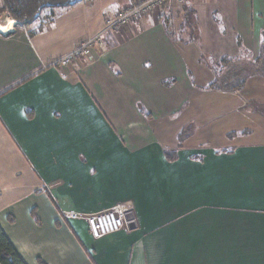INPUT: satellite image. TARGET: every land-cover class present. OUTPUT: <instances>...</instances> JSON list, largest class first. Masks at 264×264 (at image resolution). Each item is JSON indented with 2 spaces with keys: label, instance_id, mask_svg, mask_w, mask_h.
<instances>
[{
  "label": "crops",
  "instance_id": "crops-1",
  "mask_svg": "<svg viewBox=\"0 0 264 264\" xmlns=\"http://www.w3.org/2000/svg\"><path fill=\"white\" fill-rule=\"evenodd\" d=\"M135 1L21 24L0 0V225L26 264H264V133L233 112L250 75L209 88L218 66L254 68L264 0H186L106 29ZM98 34L90 55L47 65ZM117 204L132 220L102 238L63 216Z\"/></svg>",
  "mask_w": 264,
  "mask_h": 264
},
{
  "label": "built area",
  "instance_id": "built-area-1",
  "mask_svg": "<svg viewBox=\"0 0 264 264\" xmlns=\"http://www.w3.org/2000/svg\"><path fill=\"white\" fill-rule=\"evenodd\" d=\"M186 0H136L134 3L124 6L116 16L106 19V29H116L132 23L149 12L158 11L163 6L179 5L182 6ZM103 43L102 34L81 39L75 48L68 54L52 59L48 66L68 65L74 60L86 57L92 50ZM130 214L127 206L117 204L111 208L97 213L84 215L78 212H65L63 216L69 219L83 220L87 223L89 231L94 238L119 232L125 225L131 222L126 219Z\"/></svg>",
  "mask_w": 264,
  "mask_h": 264
},
{
  "label": "trees",
  "instance_id": "trees-1",
  "mask_svg": "<svg viewBox=\"0 0 264 264\" xmlns=\"http://www.w3.org/2000/svg\"><path fill=\"white\" fill-rule=\"evenodd\" d=\"M77 0H2V7L4 11L13 19L18 22L26 24L33 22L40 12L45 9L54 8H66L72 6ZM226 58L221 60L223 64L226 62ZM254 67L258 70L264 71V41L259 56L253 62ZM261 67V69L259 68ZM236 77V74L230 73L227 76H223L222 82L218 78L210 83L209 88H227V89H238L245 85V80L236 85L228 83L227 81L231 78ZM219 84V85H217ZM0 264H26L21 258L19 253L16 251L6 234L4 233L0 225Z\"/></svg>",
  "mask_w": 264,
  "mask_h": 264
},
{
  "label": "rangeland",
  "instance_id": "rangeland-1",
  "mask_svg": "<svg viewBox=\"0 0 264 264\" xmlns=\"http://www.w3.org/2000/svg\"><path fill=\"white\" fill-rule=\"evenodd\" d=\"M41 13V12H40ZM48 16V14H47ZM20 23V22H19ZM23 24V23H21ZM187 55H189L188 52H186ZM234 62V60H233ZM238 60L236 62H234L233 65H231L232 67V72H228L230 70L229 68H222V66H218L217 67V71H216V75L218 76V79L221 80L219 83L222 82L223 76H227L230 73H234L236 74V77L229 79L227 82L228 83H232V84H237L239 82H241L242 77L246 76L247 74L250 75V77L247 79L246 84L248 85V92L247 95L249 97H246L248 99L246 106H242L241 109H237L236 111L233 112H247V119L245 120L244 118L241 120V122H244L246 124V126H254L253 128H257L256 131H253L255 134L254 136L260 135V133H264L263 131H259V127L262 128V125L264 124V71L262 70H258L257 67H249V64L247 65L248 67V72L245 71H238V68L242 66V63H237ZM251 62V61H250ZM193 68V67H192ZM261 69V67H259ZM195 69V68H194ZM254 69V70H251ZM195 71V70H194ZM204 74H206L205 72H203ZM197 74L196 76L199 75L200 77V72L195 73ZM204 75H202L203 77ZM198 77V78H199ZM199 81H201V77L199 78ZM219 85V84H217ZM220 86V85H219ZM243 89V88H242ZM245 99V97H244ZM214 101V100H213ZM214 103H210L208 104V106H212ZM202 105V103H201ZM215 106V105H214ZM200 110L202 111V109L200 108ZM213 110V109H212ZM203 112V111H202ZM214 113V110H213ZM220 111L217 113L219 114ZM232 112L225 114L221 117H216L215 119L211 120L214 128L216 129V133L221 134V131H224L223 128L225 126H227L225 128L230 130V129H234L233 126H235V123H231L229 122L227 119H229L228 117H232L233 114H231ZM228 115V116H227ZM254 123V124H253ZM260 123H262V125H260ZM229 139H232L233 137L236 139V136H227ZM261 138H264V135L260 136ZM124 205V204H122ZM126 206V205H124ZM64 218V217H62ZM84 224V223H83Z\"/></svg>",
  "mask_w": 264,
  "mask_h": 264
},
{
  "label": "water",
  "instance_id": "water-1",
  "mask_svg": "<svg viewBox=\"0 0 264 264\" xmlns=\"http://www.w3.org/2000/svg\"><path fill=\"white\" fill-rule=\"evenodd\" d=\"M126 219H127L128 221L132 220V215H131V214H128V215L126 216Z\"/></svg>",
  "mask_w": 264,
  "mask_h": 264
}]
</instances>
